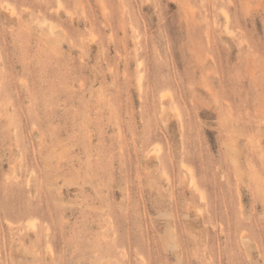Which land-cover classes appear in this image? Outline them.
I'll return each mask as SVG.
<instances>
[{
    "label": "rangeland",
    "instance_id": "rangeland-1",
    "mask_svg": "<svg viewBox=\"0 0 264 264\" xmlns=\"http://www.w3.org/2000/svg\"><path fill=\"white\" fill-rule=\"evenodd\" d=\"M0 264H264V0H0Z\"/></svg>",
    "mask_w": 264,
    "mask_h": 264
},
{
    "label": "bare ground",
    "instance_id": "bare-ground-1",
    "mask_svg": "<svg viewBox=\"0 0 264 264\" xmlns=\"http://www.w3.org/2000/svg\"><path fill=\"white\" fill-rule=\"evenodd\" d=\"M8 7H9V5H8ZM14 10V9H13ZM14 12V11H13Z\"/></svg>",
    "mask_w": 264,
    "mask_h": 264
}]
</instances>
